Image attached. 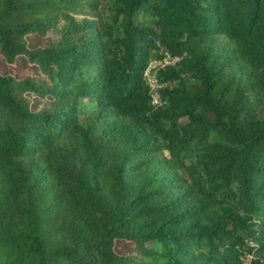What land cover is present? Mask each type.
<instances>
[{
	"label": "trees",
	"instance_id": "1",
	"mask_svg": "<svg viewBox=\"0 0 264 264\" xmlns=\"http://www.w3.org/2000/svg\"><path fill=\"white\" fill-rule=\"evenodd\" d=\"M0 62V264H264V0H0Z\"/></svg>",
	"mask_w": 264,
	"mask_h": 264
},
{
	"label": "rangeland",
	"instance_id": "2",
	"mask_svg": "<svg viewBox=\"0 0 264 264\" xmlns=\"http://www.w3.org/2000/svg\"><path fill=\"white\" fill-rule=\"evenodd\" d=\"M30 42L32 45L31 47H35L37 45L44 46L47 44V42H45L44 40L37 41L35 39H30ZM208 45L212 50V54H213L214 58H224V57H228V56L232 55V47L223 38L212 39ZM0 72L1 73L10 72L15 77L22 79L24 77L25 73H34V72H36V70H32V71L24 70V69L20 70L17 68H11L8 66H4L0 62ZM225 72L228 75L227 80L232 81V83H234V84L238 81H241V80L244 81V79H245V72H242V70L240 68L230 69V68H228V66H226ZM109 128H111V126L107 127L104 130L102 127H95L94 128L95 138L100 139L101 143L104 142L103 139L107 135V134L105 135V131ZM132 250H133V245L131 243L119 242L116 246V251L123 253V254H127V253L131 252ZM263 263H264V258H263Z\"/></svg>",
	"mask_w": 264,
	"mask_h": 264
},
{
	"label": "built area",
	"instance_id": "3",
	"mask_svg": "<svg viewBox=\"0 0 264 264\" xmlns=\"http://www.w3.org/2000/svg\"><path fill=\"white\" fill-rule=\"evenodd\" d=\"M178 60L179 58H172L168 52H164L162 59L151 61L144 70L143 77L149 87L151 103L156 108H159L164 104L161 97L163 86L158 77L159 72L166 67L175 65ZM253 259L254 256L252 253H245L242 257V262L243 264H252Z\"/></svg>",
	"mask_w": 264,
	"mask_h": 264
}]
</instances>
